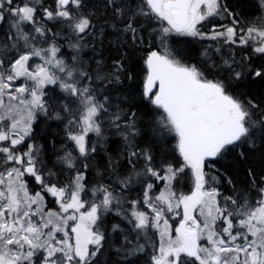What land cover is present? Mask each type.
Masks as SVG:
<instances>
[{
    "label": "snow or ice",
    "instance_id": "6c2138e0",
    "mask_svg": "<svg viewBox=\"0 0 264 264\" xmlns=\"http://www.w3.org/2000/svg\"><path fill=\"white\" fill-rule=\"evenodd\" d=\"M54 3L52 8L43 7L42 0H0V24L7 20L9 28L6 41L0 43V264H96L106 240L102 217L113 208L131 226L125 232L119 224L112 225V231L124 233L117 251H125V259L152 247L150 264H264V177L257 178L249 169L248 192L221 199L213 186L217 177L205 171L209 158L222 157L242 143L250 148L258 140L264 143V107L240 99L224 80L209 79L169 44L173 35L223 38L225 44L251 45L254 53L264 55V15L241 22L225 0H103L102 12L110 16L109 26L121 48L143 45L140 18L159 25L152 36L159 47L143 49L147 51L143 96L159 113L154 133L175 135L182 162L177 167L163 158L156 161L150 149L136 146L134 138L140 134L136 114L117 111L107 123L124 138L130 172L115 185L88 189L84 172L77 170L71 183L60 185L53 179L56 173L46 170L40 146L27 143L22 152L17 146L33 139L37 113L48 112L45 85L58 84L68 101L61 105L70 116L65 125L67 139L74 151L87 158L97 151L96 144L89 143V134L98 137L97 143L106 139L103 126L110 97L103 90L134 77L126 73V54L118 56L108 72L102 60L96 61L95 76L85 70L79 53L88 47L84 39L95 29V12L84 11L85 0ZM259 5L264 11V0ZM41 9L43 17L38 18ZM212 17H228L232 23L203 32L204 23ZM47 22L59 24L61 31L54 32ZM29 26L31 30L26 31ZM57 37L66 39L75 53L71 64L59 55ZM45 43L47 47L41 46ZM34 57L41 62L30 65ZM235 65L234 55L223 60L229 70ZM245 75L264 78V66L235 71L234 78ZM20 78L25 82L15 87ZM97 82L101 90L94 87ZM70 104L76 105L75 110ZM240 156L245 158L243 152ZM75 160L72 151L59 157L69 169H75ZM83 167L86 170L88 165ZM115 168L109 157V169ZM186 169L191 170L189 194L176 191L172 183ZM26 176L34 178L38 191L30 190ZM156 182L164 187L153 195ZM133 185L142 187V199L125 196ZM46 195L55 198L57 208H48ZM181 216L173 229L170 218ZM150 230L158 246L156 241L139 242ZM130 233L136 234L137 242L129 238Z\"/></svg>",
    "mask_w": 264,
    "mask_h": 264
},
{
    "label": "trees",
    "instance_id": "16d2710c",
    "mask_svg": "<svg viewBox=\"0 0 264 264\" xmlns=\"http://www.w3.org/2000/svg\"><path fill=\"white\" fill-rule=\"evenodd\" d=\"M229 10L239 14L241 22L252 21L260 15H264L261 10L259 0H225ZM43 7H55L54 0H42ZM103 0H85L84 11L95 12L93 22L95 29L92 35L86 36L84 42L88 47L83 48L79 56L84 62L85 70L89 71L93 76L97 69V60H102L104 72L111 70L112 63L120 55L126 54L125 68L126 73L131 72L133 79H123L120 85H113L103 90V95L110 97L109 113L104 117V137L106 139L98 141V137L91 133L89 134V143L96 144L97 151L90 154L87 158L81 157L78 152L74 151V145L67 139L65 125L70 116L62 110L61 105L66 101L65 94L61 92L58 84L45 85L47 93V103L49 109L47 114L39 113L36 120L33 121V139L27 141L22 146H17L18 151H24L27 148V143L34 142L41 148L43 160L47 169H51L56 173L53 178L58 180L60 185L71 183L76 171H82L85 174V187L91 189L98 184H113L119 179L128 176L130 165L128 164V149L124 138L118 133L117 129L109 126L107 118L112 113L121 111L125 116H130L131 113L136 114L137 127L140 129V134L134 138V143L141 149H150L156 161L163 159L169 162H174L177 167L182 162L178 151L175 149L176 137L174 134H165L161 136L154 133L156 128V118L158 112L151 105L150 101L143 96V83L146 74L144 66V57L147 51L143 49H151L159 47L158 42L153 41V29L158 28L156 21L150 18H140L139 24L143 26L141 35L143 36V45L136 47L121 48L116 42V33L109 26L112 23L110 16L102 12ZM37 17L42 18V9L37 12ZM231 18L212 17L205 22L202 31L210 33L213 25L230 26ZM48 27L54 32L61 31L59 24L47 22ZM7 20L0 24V43L6 41L8 32ZM31 30L30 26L25 29ZM103 30V35H101ZM151 34V35H150ZM51 33H49V42ZM57 42L61 45L60 56L71 64L72 56L75 54L68 47V41L61 37H57ZM171 47L181 52L186 63L195 65L208 75L209 79H221L228 83V90L237 95L242 100H253L255 103L264 107V78H253L245 75L241 79L234 78L235 71L246 72L249 66L259 68L264 66V55L254 53L252 46H241L239 44H225L223 38L219 40L200 39L193 37H179L173 35L169 39ZM41 46L47 47V44ZM220 49L217 52V49ZM207 50V55L203 53ZM234 55L236 65L229 70L223 66V60L229 59ZM247 57V58H246ZM14 58V57H13ZM215 64L216 67H212ZM7 66V61L5 63ZM231 77V80H230ZM98 90L102 89V85L97 82L94 84ZM103 95L100 97L103 99ZM75 110L76 105L70 104ZM59 114V118H57ZM123 124V120L121 121ZM72 151L76 157L75 169H69L59 161V157L64 156L65 152ZM244 153V157L240 153ZM109 157L111 163L116 165L115 170L109 169ZM87 164L85 170L83 165ZM143 161H140L138 167L142 166ZM251 169L257 174V178L264 177V143L259 140L255 148H250L247 144H240L235 148L230 149L225 155L219 158H209L205 163V171L210 172L217 177V182L213 185L220 191L221 199L226 196H235L237 193L243 195L251 188V178L248 171ZM29 188L32 192L39 190V185L36 184L34 178L26 176ZM229 179L232 183H229ZM174 189L184 194L192 190L191 171L186 169L185 173L181 174L173 182ZM157 186L154 189L153 195L158 194L160 189L164 187L163 183L156 182ZM143 189L140 185H133L132 189L125 193L128 199H142ZM251 198L255 200L256 192L251 191ZM48 208H57L56 201L50 195H46ZM180 217L169 220L172 228L178 223ZM219 223V222H218ZM119 224L121 229L127 232L130 229L127 221L121 216L116 215V209L107 212L103 215L101 221V230L106 232V240L102 253L96 264H150V257L153 255V248L148 247L144 253L126 256L125 251L118 252L123 243V235L121 231H112V225ZM223 227L222 223H219ZM133 242H137L135 233H130ZM158 240L154 231L150 230L147 237L141 236L140 243H146ZM207 243V241H204Z\"/></svg>",
    "mask_w": 264,
    "mask_h": 264
},
{
    "label": "rangeland",
    "instance_id": "374dc122",
    "mask_svg": "<svg viewBox=\"0 0 264 264\" xmlns=\"http://www.w3.org/2000/svg\"><path fill=\"white\" fill-rule=\"evenodd\" d=\"M41 61L39 60V58H32V60H30V65H35V64H38V63H40ZM25 81H24V78H20L18 81H16L15 83H14V86L15 87H19L21 84H23ZM39 113H37V115H38ZM191 171V170H190ZM191 192V191H190ZM189 192V193H190ZM189 193H187V194H189ZM55 199V198H54ZM180 212L182 213V208L180 209ZM180 218H182V216L180 217ZM180 218H179V220H180ZM179 224V221H178V223L176 224V225H178ZM175 225V226H176ZM175 228V227H174ZM173 228V229H174ZM173 235H174V231H173Z\"/></svg>",
    "mask_w": 264,
    "mask_h": 264
},
{
    "label": "water",
    "instance_id": "95a60500",
    "mask_svg": "<svg viewBox=\"0 0 264 264\" xmlns=\"http://www.w3.org/2000/svg\"><path fill=\"white\" fill-rule=\"evenodd\" d=\"M158 90V89H157Z\"/></svg>",
    "mask_w": 264,
    "mask_h": 264
}]
</instances>
